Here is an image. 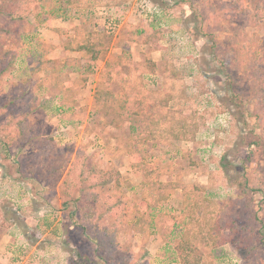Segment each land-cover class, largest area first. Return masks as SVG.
<instances>
[{
	"label": "rangeland",
	"instance_id": "rangeland-1",
	"mask_svg": "<svg viewBox=\"0 0 264 264\" xmlns=\"http://www.w3.org/2000/svg\"><path fill=\"white\" fill-rule=\"evenodd\" d=\"M5 43L0 125L47 140L5 154L25 186L0 203L10 264H264V225L207 236L222 214L264 219V0H45ZM86 157L102 175L83 208L67 173Z\"/></svg>",
	"mask_w": 264,
	"mask_h": 264
},
{
	"label": "trees",
	"instance_id": "trees-1",
	"mask_svg": "<svg viewBox=\"0 0 264 264\" xmlns=\"http://www.w3.org/2000/svg\"><path fill=\"white\" fill-rule=\"evenodd\" d=\"M45 0H0V21L6 22V19L9 18L8 23H2L4 25L3 29L0 30V41L2 43H15V32L16 27L20 21H24L25 19L29 18L33 15L36 6L38 4L43 3ZM6 44V43H5ZM80 50L83 51H89L93 52V49L87 45L80 46ZM11 53L9 51L2 52L1 53V67H0V79L1 76L5 74L4 66L6 65V62L8 58L10 57ZM98 56L96 55L94 57V60H96ZM2 90V84L0 82V92ZM114 94L111 93L110 98L106 101L110 104L109 100L114 99ZM4 114L3 108L0 105V114ZM25 124H27V121L25 123H22L20 120L10 119L5 122V124L0 125V139L2 140V143L4 145L5 152L10 150L13 146L22 147L26 142L33 141L35 144H37L38 147H43L46 143V139L42 137L41 133H38V135H35V133L28 135V138L31 139H19L17 138L22 136L20 134H25L26 138V132H25ZM41 134V135H40ZM41 136V137H40ZM52 142V140H50ZM128 148V144L126 145ZM131 147H133L130 144ZM131 149V148H130ZM21 166V165H20ZM69 174V175H68ZM76 175L78 176L79 180V186L81 187L80 192L78 195V203L83 208L87 207L86 205V191L87 186L91 184V182H96L100 175H102V171L99 169L97 164L95 163L93 157H86L82 159V163H78L77 169L70 171L68 170L67 176ZM108 181H110L108 179ZM100 184V183H99ZM97 184V187L98 185ZM83 188V189H82ZM250 191L252 193V196H261L260 201H258L260 211H264V183L263 182H255L250 186ZM249 191V192H250ZM92 195V193H91ZM110 207H114L113 205ZM129 207L128 205L126 206ZM246 207H250V205H247ZM249 210V209H248ZM253 215V214H252ZM123 216V215H122ZM114 225L111 229L108 230V235L111 236V244H115L117 235L122 230L123 223L121 222V217L117 214L114 215ZM250 223L252 225L247 226L246 221H242V219H238L236 217H231L226 214H222L219 216L215 221H213L210 224V228L207 232V236L209 238L210 242H215L220 239H224L225 235L226 238L230 239L232 237H236L240 234L241 236H245V232L248 230H252L254 232L255 228H258L257 224L264 225V219H259V217L254 213L253 216H251ZM257 223V224H253ZM209 225V224H208ZM228 241V240H227ZM99 243L106 244V241L104 239H99Z\"/></svg>",
	"mask_w": 264,
	"mask_h": 264
},
{
	"label": "crops",
	"instance_id": "crops-1",
	"mask_svg": "<svg viewBox=\"0 0 264 264\" xmlns=\"http://www.w3.org/2000/svg\"><path fill=\"white\" fill-rule=\"evenodd\" d=\"M64 8L65 9L62 12L64 16H67V17H71L73 15H79L80 16L79 13L75 12L76 9H72V7H70V6H65ZM100 27H101V25L98 28H100ZM69 31H70V29H69ZM70 40H72V39H70ZM0 82L2 83L1 79H0ZM62 124L63 123H60L57 126V129H56L57 132H58L59 127ZM55 138H57V137H55ZM68 140H70V139H66V141H68ZM55 142L60 143V142H63V140L62 139H56ZM13 147L16 148L15 146H13ZM4 148L5 147L2 143V140L0 139V203H2V201H5V200H15V202L21 203V201L18 200V198L22 195L23 188L25 186L23 188H20V187H22V184H20V186H19V184H17L18 182L16 181L17 179L14 180L13 178H17L18 176H24L23 170L21 168L17 167L19 165V163L17 161H15L14 155H10V159L6 158V157H8V155H5V154H7V152H5ZM4 158L7 159V161L10 162L12 164V166H14V167L11 166V170L9 173L4 171V169L1 167V165L3 164ZM26 180H29V179H26ZM30 183H31L30 181H27L26 184H24V185L28 186ZM31 186H32L31 188L34 191L35 185L31 184ZM36 198H37V196H36ZM11 232L12 231L10 229V233ZM10 235L8 234V232L7 233H0V264H10V262L8 260V258H9L8 255H10V250L14 249V247H11V249H10V247L7 248V246H6L8 244H13L12 243V236H10Z\"/></svg>",
	"mask_w": 264,
	"mask_h": 264
},
{
	"label": "built area",
	"instance_id": "built-area-1",
	"mask_svg": "<svg viewBox=\"0 0 264 264\" xmlns=\"http://www.w3.org/2000/svg\"><path fill=\"white\" fill-rule=\"evenodd\" d=\"M70 132H71V126L69 124L63 123L58 129L56 137L61 139L65 137L67 134L69 135Z\"/></svg>",
	"mask_w": 264,
	"mask_h": 264
}]
</instances>
